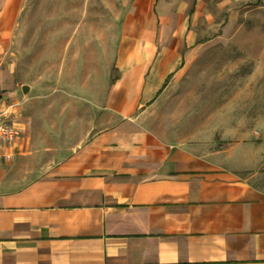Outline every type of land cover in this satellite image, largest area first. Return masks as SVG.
I'll return each instance as SVG.
<instances>
[{
	"label": "crops",
	"instance_id": "1",
	"mask_svg": "<svg viewBox=\"0 0 264 264\" xmlns=\"http://www.w3.org/2000/svg\"><path fill=\"white\" fill-rule=\"evenodd\" d=\"M22 2L0 8V91L17 128L0 159V264H264V189L237 166L238 143L163 126L154 110L193 70L202 38L185 22L201 4L166 39L153 12L137 15L112 80L88 50L79 79L77 41L93 31L82 18L65 22L54 83L32 84L15 74L28 69L19 66L28 49H14ZM26 100L44 106L19 114Z\"/></svg>",
	"mask_w": 264,
	"mask_h": 264
},
{
	"label": "rangeland",
	"instance_id": "2",
	"mask_svg": "<svg viewBox=\"0 0 264 264\" xmlns=\"http://www.w3.org/2000/svg\"><path fill=\"white\" fill-rule=\"evenodd\" d=\"M3 2L0 0V8ZM195 3L201 4L200 15L193 23L190 19L185 22L188 30L202 38L193 44V70L161 93L154 109L158 122L185 126L190 132L203 128L220 131L223 146L238 143L237 166L264 189V0H23L18 18L25 22L19 26L24 35L14 49L18 51L22 45L28 49L25 56L19 54V66L24 60L22 66L28 69L15 73L17 80L54 83L57 73L49 67L53 49L65 42L54 33L67 31L70 26L65 22L80 18V22H88L84 30L93 34H84L77 41L79 79L88 50L100 54L95 61L104 65L112 80L116 49L123 43L122 34L132 37L137 15L153 12L158 39H166L174 20L181 23L192 5L191 13L195 11ZM99 34L103 36L99 38ZM125 42L128 46L132 40ZM31 104L26 100L16 110L22 114L44 106Z\"/></svg>",
	"mask_w": 264,
	"mask_h": 264
},
{
	"label": "built area",
	"instance_id": "3",
	"mask_svg": "<svg viewBox=\"0 0 264 264\" xmlns=\"http://www.w3.org/2000/svg\"><path fill=\"white\" fill-rule=\"evenodd\" d=\"M11 103L3 99L0 91V159H8L7 148L17 138V128L11 120Z\"/></svg>",
	"mask_w": 264,
	"mask_h": 264
}]
</instances>
